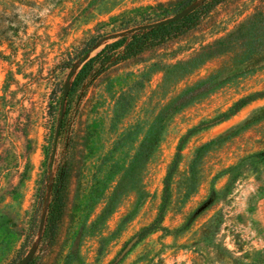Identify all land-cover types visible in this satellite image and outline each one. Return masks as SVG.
Returning <instances> with one entry per match:
<instances>
[{"label": "rangeland", "instance_id": "1", "mask_svg": "<svg viewBox=\"0 0 264 264\" xmlns=\"http://www.w3.org/2000/svg\"><path fill=\"white\" fill-rule=\"evenodd\" d=\"M201 1L0 0V264H264V0L80 77Z\"/></svg>", "mask_w": 264, "mask_h": 264}, {"label": "trees", "instance_id": "2", "mask_svg": "<svg viewBox=\"0 0 264 264\" xmlns=\"http://www.w3.org/2000/svg\"><path fill=\"white\" fill-rule=\"evenodd\" d=\"M210 0L204 2L201 4L194 12H192L187 17H184L181 20H178L173 23L165 24L163 26L159 27H151L148 29L138 30L134 32H130L128 36L123 37L108 46H106L101 52L98 53V55L94 58H92L88 63H86L81 71L80 77L82 79L87 80L94 72L97 70V67L102 66V70L97 72V76L100 75L103 71L108 69L110 65L117 64L120 62H125L127 60L136 58L141 53H143L145 50L152 48L154 46L161 45L164 43V41L168 40L172 34H176L179 28H177L179 23H182V27H185L186 25L192 23V18L195 16V14L200 12H206L208 9V2ZM188 6V5H186ZM186 6H184L182 9H184ZM154 24V23H153ZM130 38L129 41L127 39ZM183 96L178 99V101L183 100ZM63 101V96H62ZM63 122V120H62ZM62 127V123H61ZM60 127V129H61ZM60 133V130H59ZM58 133V136H59ZM58 136L55 134V138L53 140V144L51 147V150L49 152V164L48 168L50 169L52 166V163L54 162V153L56 151L57 143H58ZM64 171L59 172L58 178L56 179L59 183H63V175ZM57 186V184H56ZM46 202V195L41 194L38 198V206L36 207V212L40 213L42 212L44 208V204ZM50 214H53L55 211V207L50 205L49 207ZM39 226H37L38 230ZM30 264V263H29Z\"/></svg>", "mask_w": 264, "mask_h": 264}, {"label": "water", "instance_id": "3", "mask_svg": "<svg viewBox=\"0 0 264 264\" xmlns=\"http://www.w3.org/2000/svg\"><path fill=\"white\" fill-rule=\"evenodd\" d=\"M206 1H208V0H202L200 3H194V4L184 8L183 10H181L180 12L175 14L174 16L169 17V18L164 19V20H161V21L156 22L154 24L142 25L140 27L130 29L128 31V33L138 31V30L148 29L151 27H159V26H163L165 24H169V23H173V22H176L178 20H181L184 17H187L188 15H190L192 12H194L201 4H203ZM87 58H88V55H85L82 59V62L86 61ZM70 88H71L70 81H67L64 85V88H63V105H62V109H61V115L59 118V122H58V125L56 128V136H58V133H59V130L61 127V123H62V119H63V115H64V104H65V101H66L67 96L69 94ZM49 190H50V186L48 187V192H49ZM45 220H46V213H43L41 216V219H40V223H39V232L40 233L43 232ZM35 254H36V248L33 247L29 250V252L26 254V256L21 260V262L19 264H29L32 261V259L34 258Z\"/></svg>", "mask_w": 264, "mask_h": 264}]
</instances>
